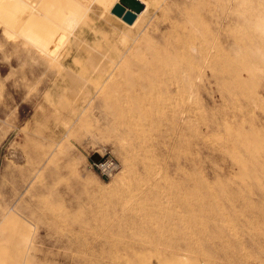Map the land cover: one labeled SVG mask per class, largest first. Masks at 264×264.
<instances>
[{
  "label": "rangeland",
  "instance_id": "rangeland-1",
  "mask_svg": "<svg viewBox=\"0 0 264 264\" xmlns=\"http://www.w3.org/2000/svg\"><path fill=\"white\" fill-rule=\"evenodd\" d=\"M116 1L0 0V264H264V0Z\"/></svg>",
  "mask_w": 264,
  "mask_h": 264
},
{
  "label": "water",
  "instance_id": "water-1",
  "mask_svg": "<svg viewBox=\"0 0 264 264\" xmlns=\"http://www.w3.org/2000/svg\"><path fill=\"white\" fill-rule=\"evenodd\" d=\"M143 9L144 6L138 0H117L112 6L110 13L119 17L126 24H130L135 19L136 14L140 13Z\"/></svg>",
  "mask_w": 264,
  "mask_h": 264
},
{
  "label": "bare ground",
  "instance_id": "bare-ground-1",
  "mask_svg": "<svg viewBox=\"0 0 264 264\" xmlns=\"http://www.w3.org/2000/svg\"><path fill=\"white\" fill-rule=\"evenodd\" d=\"M138 1H139V0H138ZM128 3H129V2H128ZM141 4L144 6V3H143V2H141ZM125 7H127V6H125ZM125 9H126V10H129L128 8H125ZM131 10H132V9H131ZM140 13H141V12H140ZM138 14H139V13H138ZM136 15H137V14H136ZM134 20H135V19H134ZM134 20H133V21H134ZM133 21H132V22H133ZM130 24H131V23H130Z\"/></svg>",
  "mask_w": 264,
  "mask_h": 264
},
{
  "label": "crops",
  "instance_id": "crops-1",
  "mask_svg": "<svg viewBox=\"0 0 264 264\" xmlns=\"http://www.w3.org/2000/svg\"><path fill=\"white\" fill-rule=\"evenodd\" d=\"M5 29V28H4ZM4 29H3V34H4ZM4 36L6 37V35L4 34ZM6 38H9V37H6ZM9 39H12V38H9Z\"/></svg>",
  "mask_w": 264,
  "mask_h": 264
}]
</instances>
